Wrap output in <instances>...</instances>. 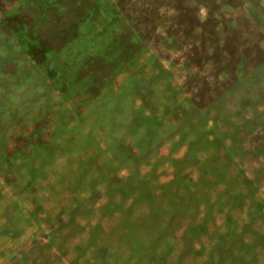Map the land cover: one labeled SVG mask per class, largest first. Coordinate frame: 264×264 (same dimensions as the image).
<instances>
[{
	"label": "rangeland",
	"instance_id": "1",
	"mask_svg": "<svg viewBox=\"0 0 264 264\" xmlns=\"http://www.w3.org/2000/svg\"><path fill=\"white\" fill-rule=\"evenodd\" d=\"M0 264H264V0H0Z\"/></svg>",
	"mask_w": 264,
	"mask_h": 264
}]
</instances>
